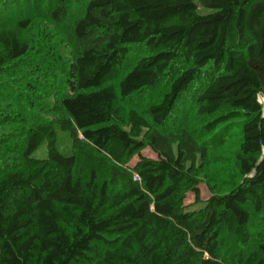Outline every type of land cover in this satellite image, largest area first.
<instances>
[{"label":"trees","instance_id":"16d2710c","mask_svg":"<svg viewBox=\"0 0 264 264\" xmlns=\"http://www.w3.org/2000/svg\"><path fill=\"white\" fill-rule=\"evenodd\" d=\"M83 1L68 28L71 58L47 49L50 67L42 61L33 76L10 71L31 50L29 19L0 27V96L21 80L26 108L48 112L42 89L62 93L54 120L0 121L10 124L2 144H19L0 147V264H264V241L243 249L251 212L264 210V0H52L51 17ZM138 49L145 55L125 68ZM174 68L146 116L124 106ZM193 86L198 114L228 109L206 133L235 120L241 130L239 182L204 202L206 145L163 129Z\"/></svg>","mask_w":264,"mask_h":264},{"label":"rangeland","instance_id":"374dc122","mask_svg":"<svg viewBox=\"0 0 264 264\" xmlns=\"http://www.w3.org/2000/svg\"><path fill=\"white\" fill-rule=\"evenodd\" d=\"M84 4V1L79 5L70 3L66 13L58 21H55V19L51 17L52 0H3V7L1 6L2 9L0 10L1 13L4 14V12L9 11L14 15L10 18H6L7 14H4L5 16L0 18V27L11 26L17 20H22L24 18L29 19V27L23 32V37L30 44L31 50L27 57L19 63L21 67L20 65H14L15 67L12 66L10 71L12 73L15 72L18 77H23L24 75L33 76L35 65L41 69L44 68L41 67L43 66V62L48 65V57L42 60L45 50L47 49L55 56L59 55L57 56L58 61H61L60 58L68 61L71 58L72 52V48L68 42V28L82 13ZM199 13L204 14L208 13V11L201 8L199 9ZM143 55H145L144 50H136L133 59L127 61L125 68L131 67L135 59ZM55 65L58 67L59 64L57 65L56 63ZM52 70L55 74L61 76L60 72L55 69ZM178 71V68H174L168 75V78L161 83L126 99L123 102L124 106L127 108H135L146 116L145 112L147 107L157 101L161 94L167 90L171 78L175 76ZM4 80L3 77L0 78V82ZM17 82L19 83L16 84L14 93L1 90L0 98L2 99H0V107L3 108L11 105V108L4 110L3 114H0V121L3 122L6 119L9 120L12 118L13 122L17 124L20 123L21 127L25 126L27 128L31 124L54 120L55 117L60 115L51 110L62 94L59 89L43 88L42 90L44 92L46 90L45 97H43L45 102L43 104H46L47 108L51 109H49L48 112H31L26 108L27 104H25L27 98L30 100V96L27 94L23 82L21 80ZM15 93L16 96L14 97ZM7 95H10V98H7ZM195 99L196 95L193 86L187 93L179 98L174 106V111L169 121L165 124L163 129L164 131L172 133L185 129L190 131L197 143L206 145L208 155L206 158L199 160V165L202 170V179L199 188L201 200L204 202L212 194L226 192L239 182L240 179L236 175L233 167V157L238 147L241 130L240 125L235 120L218 125L213 131L206 133L203 129L205 124L217 116L226 113L228 109L222 107L212 114H198L196 111L197 106ZM258 99L259 102L264 105V95L260 94ZM1 129L0 135L3 137L7 130L10 129V124L4 125ZM18 141L21 142V139H18ZM18 145L19 144L15 142L6 146L0 141V147L3 149L5 146L6 148L11 147L10 150L13 151ZM8 154L11 155L10 153ZM8 154H5L3 158L4 161L10 164L9 166H12L16 161H14L13 155L8 159ZM142 154L149 157L154 156L148 148L143 150ZM136 160L137 157H134L129 163L130 166H132ZM192 202L193 197L188 196L186 203L189 204ZM249 232L250 240L246 246L243 247L244 253H248L256 248L259 243L264 241V210L260 214H253L251 212Z\"/></svg>","mask_w":264,"mask_h":264}]
</instances>
